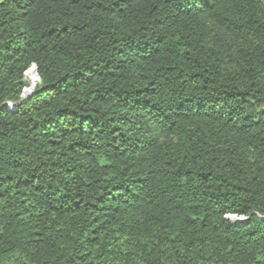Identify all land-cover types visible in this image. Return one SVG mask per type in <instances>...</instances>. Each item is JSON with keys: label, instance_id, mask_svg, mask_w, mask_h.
<instances>
[{"label": "trees", "instance_id": "16d2710c", "mask_svg": "<svg viewBox=\"0 0 264 264\" xmlns=\"http://www.w3.org/2000/svg\"><path fill=\"white\" fill-rule=\"evenodd\" d=\"M0 264H264V0H0Z\"/></svg>", "mask_w": 264, "mask_h": 264}, {"label": "rangeland", "instance_id": "374dc122", "mask_svg": "<svg viewBox=\"0 0 264 264\" xmlns=\"http://www.w3.org/2000/svg\"><path fill=\"white\" fill-rule=\"evenodd\" d=\"M30 73V74H29ZM34 78H36V83H35V85L39 82V79H38V77H37V75H36V72L34 71V70H32V69H30L27 73H26V82L28 83V86H27V88H29V87H31V85H32V82H33V79ZM35 87V86H34ZM33 87V88H34ZM26 88V89H27ZM32 88V89H33ZM32 89H31V91H32ZM30 91V92H31ZM243 218V217H242ZM233 219H241V217H233Z\"/></svg>", "mask_w": 264, "mask_h": 264}, {"label": "bare ground", "instance_id": "6f19581e", "mask_svg": "<svg viewBox=\"0 0 264 264\" xmlns=\"http://www.w3.org/2000/svg\"><path fill=\"white\" fill-rule=\"evenodd\" d=\"M32 70H34V69H32ZM29 74H30V73H29ZM35 83H36V78L33 79V82H32L31 87H29V88H27V89L25 90V94L30 93V91H31V89L33 88V86H35Z\"/></svg>", "mask_w": 264, "mask_h": 264}, {"label": "built area", "instance_id": "2783aa9c", "mask_svg": "<svg viewBox=\"0 0 264 264\" xmlns=\"http://www.w3.org/2000/svg\"><path fill=\"white\" fill-rule=\"evenodd\" d=\"M14 104V102H10V105H13Z\"/></svg>", "mask_w": 264, "mask_h": 264}, {"label": "water", "instance_id": "95a60500", "mask_svg": "<svg viewBox=\"0 0 264 264\" xmlns=\"http://www.w3.org/2000/svg\"><path fill=\"white\" fill-rule=\"evenodd\" d=\"M32 69H34V71H36V68L34 67V68H32ZM34 87V86H33Z\"/></svg>", "mask_w": 264, "mask_h": 264}, {"label": "clouds", "instance_id": "9594fccd", "mask_svg": "<svg viewBox=\"0 0 264 264\" xmlns=\"http://www.w3.org/2000/svg\"><path fill=\"white\" fill-rule=\"evenodd\" d=\"M8 104L10 105V102ZM10 106H12V105H10Z\"/></svg>", "mask_w": 264, "mask_h": 264}]
</instances>
